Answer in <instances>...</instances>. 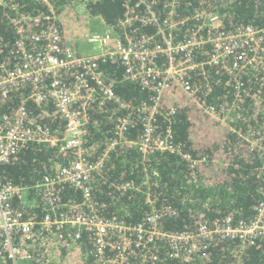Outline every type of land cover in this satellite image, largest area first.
<instances>
[{
	"label": "built area",
	"instance_id": "built-area-1",
	"mask_svg": "<svg viewBox=\"0 0 264 264\" xmlns=\"http://www.w3.org/2000/svg\"><path fill=\"white\" fill-rule=\"evenodd\" d=\"M183 1L164 0L159 8V0H126L125 18L111 24L101 17L105 29L96 32L86 28L85 14L73 10L69 22L82 15L79 22L85 25L77 37L97 44L98 52L88 54L79 51L75 38L65 35L58 25L60 14L53 8L19 19L14 53L21 61L13 68L1 66L0 99L5 101L16 89L29 88L30 92L17 108L0 116V164L11 162L31 142L60 145L71 157L66 164H57L34 189L0 180L1 259L12 264H56L59 259L53 261V256L67 250L79 264H150L160 259L155 251L159 245L167 248L171 257L188 260L214 240L237 238L242 246L264 240V189L249 221L226 215L181 232L162 225L164 216L177 215L170 206L153 205L142 220L130 222L102 215L99 203L91 197L93 177L102 172L105 160L118 147L135 148L144 158L159 151L181 153L172 128L163 131L159 125L161 115L170 120L176 112L174 106L166 114L162 110L167 95L176 98L183 92L194 98L202 88L207 89L210 66L238 75V69L256 66L264 59V29L244 25L227 30L217 12L196 10L179 19L177 8ZM189 20L198 27L181 39L178 31ZM137 23L153 31L137 37L126 28ZM205 27L206 34L201 33ZM108 60L119 61L125 79L138 83L151 97L141 103L135 115L117 117L113 137L106 142L101 158L93 161L86 147L88 105L98 99L101 103L120 100L114 81L100 68V63ZM236 83L240 87L239 79ZM29 101L44 111L45 105H52V115L64 121L61 135L34 119ZM207 110L220 120L229 118L226 109L210 106ZM137 123L141 132L130 136ZM241 136L262 158L264 168V131L252 130ZM183 157L191 166L201 161L187 153ZM59 185L82 191V209L75 212V204L61 198ZM122 187L134 188L131 183ZM38 196L43 200L41 218L30 212L37 207Z\"/></svg>",
	"mask_w": 264,
	"mask_h": 264
},
{
	"label": "trees",
	"instance_id": "trees-1",
	"mask_svg": "<svg viewBox=\"0 0 264 264\" xmlns=\"http://www.w3.org/2000/svg\"><path fill=\"white\" fill-rule=\"evenodd\" d=\"M163 2L159 0V8ZM125 3L126 0H0V70L3 71V65L13 68L21 61L14 53L19 37L16 24L20 18L53 8L60 14L58 25L66 35V25L79 22L85 13L117 24L125 18ZM77 8L84 13L69 22V15L73 10L76 14ZM196 10L220 13L227 30L244 25L264 29V0H184L177 8V17L184 18ZM197 27L194 20H189L180 27L178 36L181 39L190 36ZM126 28L137 37L153 31L140 28L139 23ZM206 32L205 27L201 33ZM201 57L205 59L206 55ZM100 68L114 81L120 100L101 103L98 99L88 105L90 121L86 147L93 161L101 158L106 142L113 137L117 117L128 113L135 115L141 103L151 97V93L138 83L125 79L119 61L101 62ZM238 72L234 75L226 68L210 66L205 82L207 89L202 88L194 98L183 92L176 98L165 97L162 110L166 114L174 106L176 112L170 120L161 115L159 125L163 131L168 126L172 128L173 139L181 153L159 151L144 158L138 150L126 146L110 153L102 172L91 181V197L99 203L102 215L138 222L153 209V205L157 208L170 206L177 215L164 216L162 225L166 230L177 232L195 230L203 221L226 215L236 221H249L254 216V206L263 198V160L248 148L241 135H249L252 130L264 131V59L256 66L238 69ZM237 79L241 82L240 87H237ZM29 92V88L16 89L5 101L0 99V116L17 108ZM210 106L226 109L229 118L220 120L207 110ZM29 107L38 123L61 135L64 121L52 115V105H45L44 111L29 101ZM140 132L137 123L130 136L136 137ZM186 153L201 161L191 166V162L183 157ZM70 157L71 154L60 150V145L31 142L22 147L11 162L0 164V180L34 189L57 164H66ZM127 183L134 188L123 189ZM58 191L65 202L75 204V212L82 209L81 190L59 185ZM38 198L39 207L37 205L30 212L41 218L43 200ZM155 251L160 259L153 264H264V240L255 244L247 242L244 246L237 238L214 240L188 260L171 257L162 245ZM0 264H12V261L0 258Z\"/></svg>",
	"mask_w": 264,
	"mask_h": 264
},
{
	"label": "rangeland",
	"instance_id": "rangeland-1",
	"mask_svg": "<svg viewBox=\"0 0 264 264\" xmlns=\"http://www.w3.org/2000/svg\"><path fill=\"white\" fill-rule=\"evenodd\" d=\"M77 12L79 14H83V10L80 8H77ZM71 15V14H70ZM69 15V16H70ZM86 22V28H88L91 32L96 31H104L105 25L103 24L100 16H93L89 13H85ZM84 23L76 22L74 24H67L65 27V30L67 31V36L71 39L75 38L78 49L81 53H95L98 52L97 44L95 43H89L85 41L82 38H79L77 36L78 33H80V27L85 26ZM55 259H59L55 261ZM53 261L56 262V264H79V261L72 257L71 253L69 254L67 250H64L63 253L59 256H53ZM71 262V263H70ZM19 264H24L22 261H20Z\"/></svg>",
	"mask_w": 264,
	"mask_h": 264
},
{
	"label": "bare ground",
	"instance_id": "bare-ground-1",
	"mask_svg": "<svg viewBox=\"0 0 264 264\" xmlns=\"http://www.w3.org/2000/svg\"><path fill=\"white\" fill-rule=\"evenodd\" d=\"M151 264H153V263H151Z\"/></svg>",
	"mask_w": 264,
	"mask_h": 264
}]
</instances>
